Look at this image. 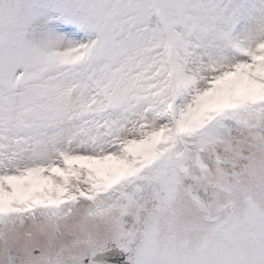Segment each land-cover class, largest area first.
<instances>
[{"label":"snow or ice","instance_id":"6c2138e0","mask_svg":"<svg viewBox=\"0 0 264 264\" xmlns=\"http://www.w3.org/2000/svg\"><path fill=\"white\" fill-rule=\"evenodd\" d=\"M0 264H264V0H0Z\"/></svg>","mask_w":264,"mask_h":264}]
</instances>
